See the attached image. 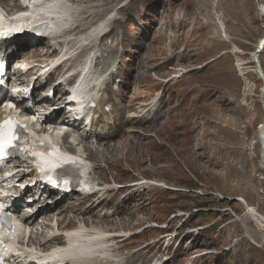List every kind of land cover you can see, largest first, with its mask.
Wrapping results in <instances>:
<instances>
[{"label":"rangeland","instance_id":"obj_1","mask_svg":"<svg viewBox=\"0 0 264 264\" xmlns=\"http://www.w3.org/2000/svg\"><path fill=\"white\" fill-rule=\"evenodd\" d=\"M78 1H70L75 27L65 37L71 45L85 47L80 37L95 19L110 21L104 39L97 38L83 53L91 64L90 79L107 75L110 81L109 102H104L110 112L103 109L93 129L109 125L108 131H124L125 136L112 137L119 144L106 153L97 138L90 140V149L76 147L84 150L81 156L95 153L87 161L91 177L111 190L93 202L103 201V210L121 213L110 218L121 221L115 226L89 225L68 213L63 226L69 227L58 230L53 220L46 238L80 228L94 234L109 231L119 241L106 244V250L119 264H264V167L257 139L264 123L259 99L263 81L252 60L264 43V0ZM31 38L37 46L13 55L17 63L57 61L50 40ZM97 60L106 65H95ZM259 60L264 71V45ZM80 63L78 57L68 62L74 68ZM37 89L35 98L45 108H34V114L42 119L47 108L57 106L47 98L50 86ZM62 92L63 87H56L57 96ZM61 117L63 112L57 120ZM138 120L143 121L137 125ZM125 121L132 122L124 126ZM49 123L36 127L42 125L74 143L85 129L81 123L80 131L66 136L58 133L60 125L55 130ZM26 176L16 184L18 191L25 187L26 196L18 204L22 208L29 207L34 191L28 186L31 175ZM52 194L49 206L58 196ZM59 198L57 207L64 208L86 197L73 193ZM42 221L39 215L37 222ZM40 231L37 224L23 233L25 242L28 235L35 239H28L27 251H46L39 246L45 239L37 234ZM65 240L61 237V245ZM54 246L48 244L49 249Z\"/></svg>","mask_w":264,"mask_h":264},{"label":"bare ground","instance_id":"obj_2","mask_svg":"<svg viewBox=\"0 0 264 264\" xmlns=\"http://www.w3.org/2000/svg\"><path fill=\"white\" fill-rule=\"evenodd\" d=\"M70 1H72L73 3L79 4L78 0H70ZM54 7H55V5H52L51 8H54ZM51 8L50 7L44 8V9H42L41 12L42 13H49ZM81 14H83V12ZM88 19L89 18H87V20ZM80 20H82V19H80ZM96 20L97 19H95L94 23L96 22ZM94 23L90 24V25L94 26ZM113 24L114 25H118V22L114 20ZM90 25H88V27ZM66 34L67 33L64 32L62 38H66L65 37ZM25 35H27L26 36L27 39H23L21 41L17 40L16 43L14 42V40L10 39V40L6 41L5 43H3L4 44L3 46L0 45V48L4 49V47L6 48L8 46L11 49L10 53L8 54L10 56V55L18 54L21 50H24V48L27 47V46H33V47L37 46V44L33 42L34 41L33 39L32 40L28 39V35L29 34L26 33ZM103 39H104V37H102L100 41H102ZM71 43H72V41L68 43V47L72 46L73 48H75L76 46H78L81 51H84L85 48H88V46H90V44H92L90 47L93 46V43H91V42H89L88 45H85V47L80 46L79 42H78V44L74 43L72 45H71ZM25 57H26V54L23 56V59ZM75 57L76 56L69 58L68 61H70V62L74 61ZM253 59L254 58L252 56V60ZM258 60H259V57H258ZM25 62H29V63L23 64ZM259 62H260V60H259ZM23 63H20V64L25 65L23 67L24 70H26L28 68V72H26V76L30 75V73H31L30 70L31 69L32 70H34L36 68L37 69H41L39 64L34 66V64L31 63V61H27L26 59L23 60ZM260 64H261V62H260ZM96 65H106V62L101 61V60H97L96 61ZM31 66H33V67L29 68ZM239 66L242 67V66H244V64L239 65ZM59 69L62 70L63 66L60 65ZM61 70H59V72H61ZM256 70H257V68H256ZM21 71H23V70H21ZM257 72H258V70H257ZM258 76H259V73H258ZM101 78H102V76L99 79H101ZM39 79H40V77L37 80H39ZM27 82L30 84V81H27ZM38 87L41 88L42 84L40 83V85H38ZM107 91H108V86L106 85L105 89H104V92H103V98H104L103 102H105V101L109 102L108 97L106 96V92ZM33 101L34 102H38V103H36V105H37L36 107H38V108L40 107L39 108L40 110L45 108L44 104H40V103H42L41 99H35ZM57 101L61 102L62 99L58 98V100L56 99V102ZM24 104H25L24 100L22 99V101H20V103L19 102L17 103V106L24 105ZM36 107L33 106V108H31V107H26V105H25V106H23V112L27 113V115L30 114V113H33V115H35L34 114V108L36 109ZM12 112H13V110L10 111V113H12ZM38 112H39V110H38ZM46 112L47 113L45 114V118L41 119L42 122H43L42 125L50 122L49 125L53 126L55 130H56V128L59 125L61 126L59 128L68 127L69 130H70L69 127H72L71 130L74 133H76L77 131H80L82 129L81 128V124H80L79 121L67 120L65 117H61L59 120H57L58 116H60V114H61V109L54 111L52 114H49L48 110ZM142 121L143 120H138L136 124L139 125ZM131 122L132 121H125L123 123V125L124 126L125 125H129ZM42 125H41V131L43 132L42 134H47L48 131L45 130L46 127H44ZM108 129H110L109 125H108L107 129L100 130V131H96L93 128L84 129L83 133L79 136V142H80V144L82 146L85 147V149H90L89 148L90 140L93 139V138H97L98 139L97 142H98V145L101 146L102 153H104V151L106 153V151L108 149L114 148L115 147L114 145L119 144V142H117V141H111L112 137L119 136L120 138H123L125 136L124 131H122L120 133L115 132V134H113L112 132L108 131ZM258 129H259V127H258ZM70 132H66L65 135L66 136H70ZM33 135H35V137L40 136V135L37 136L36 134H33ZM47 138H49V137H47ZM49 141H51V140H49ZM35 145H37V143H36L35 140H33L31 142V144L29 145V148H33ZM93 154H95V153L92 152V151L89 153V158L90 159H91V155H93ZM77 157H78V155H77ZM12 166L13 165H9L8 168H7V173H8V175H11V177L9 179L4 178V180H1L0 181V185H4L5 194H9L10 193L11 195H14V192L15 193L18 192V194H20V191H17L18 188H16V186H15L16 184L14 186H12L13 185L12 182H14V180H17L16 183H22V181L24 179H27L28 177L26 176L25 172L19 173L18 171H15V172L12 173V171H11ZM16 169H18V167ZM94 170H95V172H97L96 173L97 175L101 176L100 174L102 173V171H101L100 168L95 167ZM10 187H12V189H10ZM28 191L29 190L27 189L26 192H28ZM21 198H22V196L17 201H15L12 204V209H13L12 211H13L15 220L19 219L20 222L18 220H16V221H18L19 224H21L24 229L25 228H27V229L29 228L30 229L31 227H34V225H37V224L40 225L41 231L39 233H37V234L39 235V237H43L45 239L39 244V246L41 248L46 249V251H45L46 254H45V252L43 253L45 255H43V254H39L37 252L32 251L31 253H28L29 255L26 256L28 258V260H26V262L23 261L22 258H20L18 260L13 259V261H15L16 264L27 263V261H29L31 255H34V256L39 257V258H42V259H44L43 261H46L47 259L52 258V257H53V259H55V258H58V257H66V256L70 255L72 257L69 258L70 259L69 260L70 261L69 264H89L91 261H95L96 264H119L118 259L116 257H114L113 255H110L108 253V250H106L103 247V246H105L106 244H108L110 242L119 241L116 238V236L111 235V233L109 231L105 230V232L94 234V233H90L89 231H84V230H82V228L76 229V230H68L66 232H67L68 235L71 236L72 239H71L69 244H67L68 242H66L65 244L61 245L62 248L60 249L61 251H59V252H57V249L53 250V251L51 249H49L48 244H50V243L51 244H55L56 242L61 244V239L54 238L53 236L56 235L54 233H53V235L51 237L46 238L45 232L48 229L51 228L50 223L53 220H56L55 223H56V226L58 227V230H59L60 227H62V228L69 227V225L63 226V222H64V220L66 218V215L68 213H72L75 216H80V219L85 224L91 225L93 223H97V224L103 223L104 225H107V226H115L118 222H120L121 220L120 221L116 220V219L112 220L110 218H112L113 216L116 217L117 215H119L121 213L118 214V211H114V210H103L102 209L103 208V201L93 202L92 199L94 198V195H91V198H84V200L75 199L74 202L70 203L67 207H64V208L61 207L60 208V207H57V206L60 204L62 199H60L59 196H57L54 199L53 205L49 206L47 201L45 200V201H43V205H38L40 207L38 208V210L35 213H33L31 215H24L23 214V215L20 216V213L23 211V208L20 205H18L19 203L18 204H16V203L18 201H20ZM34 202L35 201L33 200V203ZM87 203H88V205H87ZM35 205H37V204H35ZM25 208H30V206L29 207L25 206ZM55 209H58V210L54 211ZM250 212L253 213L254 211L252 212L250 210ZM39 215H43V220H44V221H42L40 223L37 222V218H38ZM103 217H106L107 219H105V220H95V219H101ZM72 234H74V235H72ZM107 235H111V237L107 236ZM29 239H31L33 243L35 242V239L31 238V236H29ZM37 239H39V238H37ZM10 246L15 247L16 246V242H13ZM98 248H101L100 251H96V249H98ZM21 250H22L23 254L27 253V252H24L23 249H21ZM92 256H93V258H90Z\"/></svg>","mask_w":264,"mask_h":264},{"label":"water","instance_id":"obj_3","mask_svg":"<svg viewBox=\"0 0 264 264\" xmlns=\"http://www.w3.org/2000/svg\"><path fill=\"white\" fill-rule=\"evenodd\" d=\"M259 54H260V51L257 50L252 55L254 58L253 60L255 62L256 68H257L258 73H259V77L263 81V86H262L261 91H260L259 99H260L261 108L264 111V72H263L262 66L258 60ZM257 136H258V142L260 145V157H259L260 163L264 167V123L259 126Z\"/></svg>","mask_w":264,"mask_h":264},{"label":"snow or ice","instance_id":"obj_4","mask_svg":"<svg viewBox=\"0 0 264 264\" xmlns=\"http://www.w3.org/2000/svg\"><path fill=\"white\" fill-rule=\"evenodd\" d=\"M12 121L7 123V131L0 129V158L4 156V149L12 145V141L16 138L15 135L12 134ZM0 215H3L2 210H0Z\"/></svg>","mask_w":264,"mask_h":264}]
</instances>
